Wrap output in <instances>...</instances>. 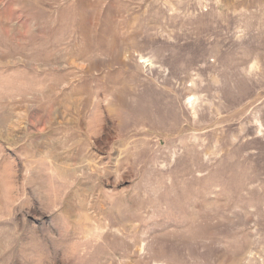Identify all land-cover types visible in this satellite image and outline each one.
<instances>
[{
	"label": "rangeland",
	"instance_id": "rangeland-1",
	"mask_svg": "<svg viewBox=\"0 0 264 264\" xmlns=\"http://www.w3.org/2000/svg\"><path fill=\"white\" fill-rule=\"evenodd\" d=\"M0 264H264V0H0Z\"/></svg>",
	"mask_w": 264,
	"mask_h": 264
}]
</instances>
